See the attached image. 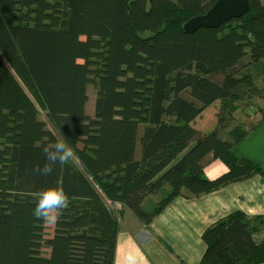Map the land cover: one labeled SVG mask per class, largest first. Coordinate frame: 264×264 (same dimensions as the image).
<instances>
[{
  "label": "trees",
  "instance_id": "trees-1",
  "mask_svg": "<svg viewBox=\"0 0 264 264\" xmlns=\"http://www.w3.org/2000/svg\"><path fill=\"white\" fill-rule=\"evenodd\" d=\"M215 1L0 0V264H114L122 208L148 223L177 195L259 171L236 144L264 106L254 120L235 114L264 87V0L183 31ZM215 101V125L195 128ZM61 136L77 159L34 174ZM215 159L225 170L208 178ZM57 181L69 205L48 233L33 211ZM201 238L199 264L264 262L263 217L235 210Z\"/></svg>",
  "mask_w": 264,
  "mask_h": 264
},
{
  "label": "crops",
  "instance_id": "crops-1",
  "mask_svg": "<svg viewBox=\"0 0 264 264\" xmlns=\"http://www.w3.org/2000/svg\"><path fill=\"white\" fill-rule=\"evenodd\" d=\"M236 150L257 163L256 174L198 196L177 195L148 223L122 208L114 264H199L205 250L201 235L210 224L235 210L264 218V120L236 144ZM224 170L215 159L203 173L211 178Z\"/></svg>",
  "mask_w": 264,
  "mask_h": 264
},
{
  "label": "clouds",
  "instance_id": "clouds-1",
  "mask_svg": "<svg viewBox=\"0 0 264 264\" xmlns=\"http://www.w3.org/2000/svg\"><path fill=\"white\" fill-rule=\"evenodd\" d=\"M45 163L41 167L36 165L33 173L37 175H51L57 164H67L77 159V154L67 140L61 136L56 142L43 148ZM69 205V198L61 182L57 181L38 194L36 206L33 211L34 217L48 223H55L59 220L63 211Z\"/></svg>",
  "mask_w": 264,
  "mask_h": 264
},
{
  "label": "rangeland",
  "instance_id": "rangeland-1",
  "mask_svg": "<svg viewBox=\"0 0 264 264\" xmlns=\"http://www.w3.org/2000/svg\"><path fill=\"white\" fill-rule=\"evenodd\" d=\"M88 92V101L86 105V113L89 115H93L94 111V98H95V92L96 89L93 85L89 84L87 87ZM219 102L215 101L212 105L208 106L201 115L197 116L191 124L198 129H201L203 131H209L216 123V117L215 113L218 108ZM261 106H264V87H260L258 93H254L251 99H249V103H240L239 107L236 110V116H239L240 118H243L245 114H247V118H250L251 120L256 119L259 117L256 109L261 108ZM245 117V118H246ZM157 198V194L154 195ZM115 207V206H114ZM116 208V207H115ZM118 209V208H116ZM137 217V216H136ZM138 219V217H137ZM140 220V219H139ZM52 223H46V231L48 233L51 232Z\"/></svg>",
  "mask_w": 264,
  "mask_h": 264
},
{
  "label": "water",
  "instance_id": "water-1",
  "mask_svg": "<svg viewBox=\"0 0 264 264\" xmlns=\"http://www.w3.org/2000/svg\"><path fill=\"white\" fill-rule=\"evenodd\" d=\"M249 10L247 0H216L206 12L190 17L182 25L186 33L199 28H217L223 22L237 18Z\"/></svg>",
  "mask_w": 264,
  "mask_h": 264
}]
</instances>
